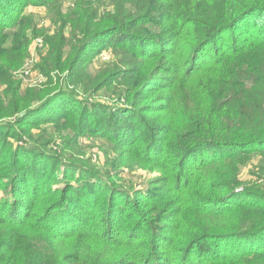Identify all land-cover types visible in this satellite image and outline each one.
Segmentation results:
<instances>
[{"label": "trees", "instance_id": "obj_1", "mask_svg": "<svg viewBox=\"0 0 264 264\" xmlns=\"http://www.w3.org/2000/svg\"><path fill=\"white\" fill-rule=\"evenodd\" d=\"M59 1L0 0V190L9 194L0 199V264H264V193L240 181L253 158L264 167V0H111L105 16L81 0L62 23L81 26L82 39L72 31L69 56L54 43L41 68L66 69L71 85L24 92L14 73L36 27L24 11ZM88 42L96 54H125L114 81L94 78L100 88L122 86L127 106L118 111L76 93L90 86L80 57ZM37 110L41 124L106 139L125 161L157 163L160 193L117 194L91 174L87 182L61 173L43 149L36 157L17 128ZM124 219L143 231L109 257L102 243L122 245L105 237ZM145 237L141 258L146 247L133 242Z\"/></svg>", "mask_w": 264, "mask_h": 264}, {"label": "rangeland", "instance_id": "obj_2", "mask_svg": "<svg viewBox=\"0 0 264 264\" xmlns=\"http://www.w3.org/2000/svg\"><path fill=\"white\" fill-rule=\"evenodd\" d=\"M83 1H85L86 4L90 3L93 9H96V11L102 16H105L107 12L113 9L111 0ZM80 2L81 0H60L58 2L59 5L56 4L58 5L56 10H52L49 7L31 6L24 11L25 16L33 18L36 27L28 32L31 44L28 53L25 56L24 65L14 73V77L22 82V91L25 92L29 89L53 91L50 92L51 94L60 87L64 88V86H62L64 80L66 81V84L69 83L68 85H71L70 81L66 80V69L64 71L54 70L55 68L50 71L49 69L50 74L46 75V72H42L41 68H43V64L49 60L51 55L50 49L54 43L57 45L62 44V49L65 55L69 56L72 54L73 47L76 45L72 40V31L77 34L78 39H82L81 26H76L72 30L71 25H64L62 23V20H68L71 15L74 16V12H76L75 9ZM14 31L15 30L12 32ZM224 39H227V35H225ZM36 40H42V47L35 46ZM50 40L51 45H49ZM95 48H97L96 42H88L86 45V51L80 55L81 59L84 61L83 65L86 67V82H88L90 86H88V92L84 91L80 86L77 88L76 93H78L81 101L82 99H86L88 100V103L91 104H106L110 109L118 111L119 108L121 109V107L127 106L125 104L126 99L120 92L122 86L115 84L100 88L98 84H94V78L104 75L101 78L108 77V79L114 81L116 72L124 67L123 61L125 54L121 50H114L111 48H106L100 54H96L93 51ZM211 50L212 48H210V53ZM167 59H169V57ZM26 66L30 68L32 75L24 78L21 77V72ZM66 90L75 91L71 86H66ZM38 117L41 119V113L37 110L35 114L25 118V125L18 126L17 129H19L22 135L31 140L34 147L39 149L40 152L36 154V157L41 156V149L47 152L45 154L54 156L53 160H50L53 162V165H57L61 173L64 170L77 171L80 178L87 182L88 179H84L88 177L85 173L91 174L96 177L94 179H96L97 183H101L100 186L116 189L114 191L115 193H124L128 197L142 196L146 191H149L151 195L160 193L163 185L158 183L163 179V174L157 163L140 165L135 162L137 157H135L132 162L125 161L128 158V155H122L121 158L118 157L116 154L117 152L113 150L112 146L106 139L95 137V135L93 137L77 136L75 133H70V131L67 130L55 129V126L41 124V120L36 121L35 119ZM29 120L33 123L29 122ZM12 138V136L8 137L10 143H12L10 146H12V148L14 146V150L19 147V149L16 150L17 152H15V155L16 153L20 154L21 149H23L21 147L22 145L18 146L17 143L15 144V140ZM4 163L9 165L11 161H8L5 157ZM59 175V179H61L63 176H61V174ZM240 181L246 188H251L253 191L264 193V167L261 156L253 158L246 166H244ZM46 182H48V180H46ZM50 183L57 189H63L66 186L64 183H59L54 180L50 181ZM5 195L6 197H9V194L5 193L4 190H0V199ZM249 199L255 201L253 198ZM127 215L128 214H126V216ZM112 219H118V214L112 216ZM134 222H128L124 219V222L121 224L122 230L119 234L118 232H108L107 238L105 237V239H110V241H120L122 245L114 244L112 242L107 245L102 243L104 254H107L110 257L113 253L116 254L120 251H127L128 248L126 244L131 241V235H138L143 231L137 230L136 228L135 230L132 228L129 230L131 225L135 224ZM127 231L130 232V237L127 236ZM89 233L90 230H85L82 235H87ZM112 233L115 235L110 237V234ZM95 240H97V238H93V241ZM147 241L148 238L145 237L138 238L137 241L133 243L141 245ZM76 242H78V240ZM76 242H73L71 239V243ZM85 242L84 239L80 241V243ZM92 244L95 245L94 242H92ZM143 245L146 247L144 250L140 249L136 251L141 258L145 256L146 249L148 248V243H144ZM58 248L60 249V247ZM156 261L154 260L153 263L160 264L158 260ZM195 261H197V259H195Z\"/></svg>", "mask_w": 264, "mask_h": 264}, {"label": "built area", "instance_id": "obj_3", "mask_svg": "<svg viewBox=\"0 0 264 264\" xmlns=\"http://www.w3.org/2000/svg\"><path fill=\"white\" fill-rule=\"evenodd\" d=\"M42 45H43L42 40H36L35 46L42 47ZM30 75H32V71L30 70V68L28 66H26L23 69V71L21 72V77L27 78Z\"/></svg>", "mask_w": 264, "mask_h": 264}]
</instances>
